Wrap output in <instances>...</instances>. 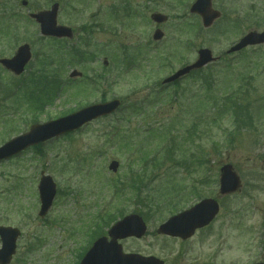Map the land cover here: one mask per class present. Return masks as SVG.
<instances>
[{
	"label": "rangeland",
	"instance_id": "1",
	"mask_svg": "<svg viewBox=\"0 0 264 264\" xmlns=\"http://www.w3.org/2000/svg\"><path fill=\"white\" fill-rule=\"evenodd\" d=\"M20 1L0 0V59L28 44L32 60L20 77L0 67V145L33 124L101 100L119 99L122 107L70 137L41 145L40 153L30 148L0 165V226L21 232L10 264H77L90 236L104 228L103 218L118 212L115 218L138 214L147 226L141 239L120 241L124 253L154 256L167 264H206L212 253L220 256L218 264L245 263L261 254L264 45L235 54L226 51L247 32L264 29V0H214L212 7L221 17L203 29L200 19L190 16V23H195L190 33L188 0H26L27 8ZM55 2L60 6L57 23L72 29L71 41L43 38L26 20L28 13L49 9ZM126 8L133 10L130 17ZM153 12L166 15L168 21L156 27L149 20ZM14 18L20 20L17 25ZM235 22L241 24L238 32L229 27ZM86 25L93 27L90 36L81 33ZM156 28L164 33L160 42L151 39ZM82 38L90 44L84 45ZM124 47L128 50L123 55ZM201 48L218 60L176 86L162 85V80L193 63ZM73 49L95 58L81 62L75 56L77 63H70L66 53ZM123 57L132 69L125 68ZM103 60L108 62L105 67ZM71 71L82 73L81 82L94 79V87L70 80L69 87L60 86L63 92L53 88L55 82L69 80ZM194 157L205 161L204 166H194ZM111 161L119 164L115 173L108 170ZM226 164L241 187L221 199V216L209 232L191 243L157 236L158 225L167 218L196 200L215 196L219 170ZM40 173L56 186L52 206L42 218ZM137 173L145 174L147 181L138 186L139 193L129 186ZM205 181L207 186H197ZM122 187L126 189L113 192Z\"/></svg>",
	"mask_w": 264,
	"mask_h": 264
},
{
	"label": "water",
	"instance_id": "2",
	"mask_svg": "<svg viewBox=\"0 0 264 264\" xmlns=\"http://www.w3.org/2000/svg\"><path fill=\"white\" fill-rule=\"evenodd\" d=\"M25 5V2H23ZM57 5L53 6L50 12H40L32 15L40 24L42 35L54 37H71L70 30L63 27H56L55 16ZM191 13H197L201 16L204 27H209L212 22L219 17L217 12L211 10V0H198L191 8ZM151 19L157 24L166 21V18L160 14L151 15ZM161 33L156 31L154 39L158 40ZM264 43V32L249 33L235 47L229 50V53L239 51L248 45H257ZM30 59L28 46L20 47L15 56L10 60H0V64L15 75H20L24 66ZM213 61L211 53L208 50H200L198 52V60L191 66L186 67L174 76L167 79L165 83L172 82L179 77L189 73L192 70L200 69L206 64ZM79 74L73 73L71 77ZM119 101H111L106 104L93 105L84 108L68 117L48 122L43 125L31 127L29 133L13 139L0 148V160L7 159L29 146L37 145L52 138L58 137L68 132L77 130L84 124L113 113L118 107ZM117 163L112 162L109 170L115 172ZM220 191L222 194H228L238 189L239 180L232 172L229 165L224 166L221 170ZM39 195L41 201L40 216H43L51 205L55 195L54 185L49 177H43L39 184ZM217 213V205L214 201L206 200L199 203L191 210H187L174 217H171L166 223L158 229V234L170 237L181 238L186 240L190 238L194 230L207 225L214 215ZM145 233V226L142 220L135 216H128L117 223L110 231L111 240L107 242L105 238L97 240L92 248L86 253L80 264H163V262L153 257L144 258L139 255L128 254L122 252L121 246L117 240L128 237L141 238ZM19 233L11 228L0 227V239L2 247L0 249V264H8L11 256L15 251V241Z\"/></svg>",
	"mask_w": 264,
	"mask_h": 264
},
{
	"label": "flooded vegetation",
	"instance_id": "3",
	"mask_svg": "<svg viewBox=\"0 0 264 264\" xmlns=\"http://www.w3.org/2000/svg\"><path fill=\"white\" fill-rule=\"evenodd\" d=\"M187 11H188L189 33H190V0H188V2H187ZM216 193H218V190H216L214 197L209 196V197H206L205 199L213 198V199H215L217 201V203L219 205V212H218V214L216 215V217L214 218V220L207 227H204L202 229H199V230L195 231L194 235L190 238V243H191V241L194 238H196V236L198 234L204 233V232H209V229L215 223L216 219H218L221 216L223 206H221L220 203H221V199L224 198L225 196L224 195H220L218 193L217 194V198H215L216 197ZM161 238H163V237H161ZM176 241H178V240H176ZM262 249H263V251L261 252V254L256 255V258L250 259L249 261H247L245 263H243L241 260H237L234 264H264V245H262ZM219 257L220 256L218 254H214V253L208 255L207 258H206V260H205L206 261V264H218L216 262V260L218 261V258ZM164 264H167V263H164ZM223 264H224V262H223Z\"/></svg>",
	"mask_w": 264,
	"mask_h": 264
},
{
	"label": "trees",
	"instance_id": "4",
	"mask_svg": "<svg viewBox=\"0 0 264 264\" xmlns=\"http://www.w3.org/2000/svg\"><path fill=\"white\" fill-rule=\"evenodd\" d=\"M83 56H84V58L86 57V58H89V56L91 55V54H88V53H81ZM138 180H140L141 181V179H139V176L137 177V181ZM132 184H133V186L132 187H134L135 186V180L132 182Z\"/></svg>",
	"mask_w": 264,
	"mask_h": 264
}]
</instances>
